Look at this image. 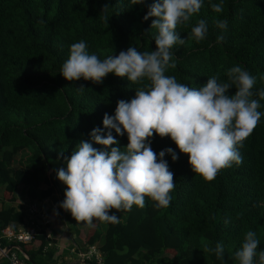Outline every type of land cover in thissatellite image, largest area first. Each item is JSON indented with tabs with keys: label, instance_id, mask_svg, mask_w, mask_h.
Instances as JSON below:
<instances>
[{
	"label": "trees",
	"instance_id": "obj_1",
	"mask_svg": "<svg viewBox=\"0 0 264 264\" xmlns=\"http://www.w3.org/2000/svg\"><path fill=\"white\" fill-rule=\"evenodd\" d=\"M153 0H0V235L1 230L23 221L19 205L12 202H49L66 185L57 179L77 145L95 128H104L105 114L114 116L117 102L131 100L142 84L109 74L102 83L67 81L61 74L70 46L81 40L100 59L119 55L130 46L140 52L156 50L158 30L154 17H144ZM204 0L198 14L177 32L185 40L171 49L176 67L166 75L189 87H200L216 76L227 82V72L241 66L256 78L254 94L264 88V0H223L221 12ZM107 6L106 13L102 14ZM203 19L207 37L197 42L191 28ZM226 20V29L215 21ZM223 37L222 40L218 37ZM147 83V81H144ZM83 85L84 90L78 88ZM229 94H235V88ZM253 98L259 99L254 95ZM259 111L264 112V100ZM113 135L122 151L128 137ZM151 147L159 155L173 149L179 159L166 154L174 173L175 188L168 207L158 208L145 198V206L120 210L118 222L75 220L65 213L68 225H88L78 230L79 246L98 244L102 264H237L236 252L244 234L253 230L264 251V117L242 148L241 165L222 169L213 181L192 172L189 157L170 137L155 135ZM20 187V192L17 190ZM20 194V196H19ZM111 212H117L112 210ZM12 242L1 239L2 246ZM28 254L24 264H60L53 261L56 248L44 247V236L19 243ZM224 246V259L205 247ZM0 264H9L7 259ZM69 264H97L92 258Z\"/></svg>",
	"mask_w": 264,
	"mask_h": 264
},
{
	"label": "clouds",
	"instance_id": "obj_2",
	"mask_svg": "<svg viewBox=\"0 0 264 264\" xmlns=\"http://www.w3.org/2000/svg\"><path fill=\"white\" fill-rule=\"evenodd\" d=\"M203 3L204 0H153L144 19L155 18L151 28L158 30L156 50L140 52L130 46L119 55L100 59L89 53L83 40L70 46L60 74L67 81L84 79L100 84L114 74L142 84L130 101L117 102L114 116L105 114L106 135L99 127L91 132L92 140L110 151L98 150L82 141L70 158H65L66 169L61 167L56 173L57 179L67 186L60 207L75 220L118 222V216L110 214L112 210H131L133 205L143 208L146 197L158 208L170 205L175 182L165 155H171L173 162L179 156L171 148L157 155L151 147L154 134L170 137L179 151L189 157L192 172L206 181H213L222 169L243 163L239 149L264 117V112L259 111L264 88L254 94L256 78L239 65L228 70L227 82L213 76L198 88L166 75L167 69L176 67L171 49L185 43L177 27L198 14ZM211 7L221 12L223 0ZM215 24L220 29L227 27L226 20ZM191 35L197 42L204 40L208 35L207 22L198 20ZM232 88L235 94H229ZM84 89L83 85L78 88ZM112 130L119 136L127 134L129 142L123 151ZM259 245L257 233L247 231L235 254L239 264H255ZM213 251L217 259H224L223 244H217L215 249L205 247V252ZM259 264H264V251L259 252Z\"/></svg>",
	"mask_w": 264,
	"mask_h": 264
},
{
	"label": "built area",
	"instance_id": "obj_3",
	"mask_svg": "<svg viewBox=\"0 0 264 264\" xmlns=\"http://www.w3.org/2000/svg\"><path fill=\"white\" fill-rule=\"evenodd\" d=\"M19 211L22 213L23 221L14 223L1 230L0 250L3 247L1 239H6L12 243H28L37 236H44V247L47 249L55 247L56 234L50 217L52 208L48 202H23L20 201ZM71 254L76 256L77 262L94 259L97 264H102V254L98 250V244L89 246H79L75 241H71ZM9 264H24L23 256L16 249H11L4 257Z\"/></svg>",
	"mask_w": 264,
	"mask_h": 264
},
{
	"label": "crops",
	"instance_id": "obj_4",
	"mask_svg": "<svg viewBox=\"0 0 264 264\" xmlns=\"http://www.w3.org/2000/svg\"><path fill=\"white\" fill-rule=\"evenodd\" d=\"M19 193V188L17 190V194ZM20 196V194H19ZM21 199H18V202H12V205H17ZM48 203L52 208L50 217L52 220V225L54 226V232L56 234V244H55V254L53 257V261L60 262V264H69L77 262L76 256L71 254V241H75L76 243H81L80 237L78 235V230L86 232L88 225H68L65 219L66 211L60 207L63 199L61 198V194L58 193L51 198H48ZM70 213V212H69ZM95 220V219H94ZM93 220V221H94Z\"/></svg>",
	"mask_w": 264,
	"mask_h": 264
},
{
	"label": "water",
	"instance_id": "obj_5",
	"mask_svg": "<svg viewBox=\"0 0 264 264\" xmlns=\"http://www.w3.org/2000/svg\"><path fill=\"white\" fill-rule=\"evenodd\" d=\"M13 248L19 251L25 259H30L28 254L24 251L23 247L20 244L10 243L3 247L2 250H0V260L3 259L5 255Z\"/></svg>",
	"mask_w": 264,
	"mask_h": 264
},
{
	"label": "rangeland",
	"instance_id": "obj_6",
	"mask_svg": "<svg viewBox=\"0 0 264 264\" xmlns=\"http://www.w3.org/2000/svg\"><path fill=\"white\" fill-rule=\"evenodd\" d=\"M20 187H19V192H20ZM110 214H115V215H117L118 216V219L120 218V213L119 212H111ZM95 220H100V219H98V218H94ZM93 219V220H94ZM94 220V221H95ZM100 222H101V227L102 228H104L105 227V225H106V223L108 222V221H103V220H100ZM237 264H239V261H238V263Z\"/></svg>",
	"mask_w": 264,
	"mask_h": 264
}]
</instances>
